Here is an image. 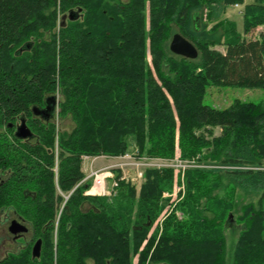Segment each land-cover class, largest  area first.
Segmentation results:
<instances>
[{
    "label": "trees",
    "instance_id": "16d2710c",
    "mask_svg": "<svg viewBox=\"0 0 264 264\" xmlns=\"http://www.w3.org/2000/svg\"><path fill=\"white\" fill-rule=\"evenodd\" d=\"M237 3L246 34L264 25V0H0V214L14 210L33 233L0 264H226L237 191L258 201L237 218L233 264H264V169H253L264 166V100L204 103L211 84L264 88V33L247 38L222 17ZM175 33L197 58L171 51ZM50 97L53 118H39ZM131 140L141 155L172 159L178 144L182 159L236 166L185 170L184 198L142 250L174 168L147 169L139 198L125 180L113 196L87 194L83 169L85 155H121Z\"/></svg>",
    "mask_w": 264,
    "mask_h": 264
},
{
    "label": "rangeland",
    "instance_id": "374dc122",
    "mask_svg": "<svg viewBox=\"0 0 264 264\" xmlns=\"http://www.w3.org/2000/svg\"><path fill=\"white\" fill-rule=\"evenodd\" d=\"M252 0H247V2H250ZM238 4V3H237ZM147 9H149V2L147 1ZM243 11H244V5L241 4L237 6L236 4L230 5L227 7L226 12L222 15V17H226L228 20L235 21L237 22V28L238 31H240L243 36H246L247 38H258L261 33H264V25H258L257 27L253 28L252 31L248 34L244 32L243 29ZM149 13V11H148ZM68 16V15H67ZM206 17V16H205ZM65 18V17H64ZM63 19V14L61 13L57 25V30L60 29V21ZM67 19V18H66ZM211 26V25H210ZM49 37V36H48ZM218 49L223 50L225 49L224 46L219 45L217 46ZM148 59L150 63L152 64L151 61V55L149 54ZM153 66V64H152ZM240 99L242 101H254V102H261L264 100V88H259V87H243V86H226V85H216V84H211L206 92V95L204 97V103L217 107V108H226L231 105V103L236 100ZM59 109H57L58 111ZM57 117V116H56ZM71 121H68L66 118H56V123L58 126L64 127V128H71ZM21 121L18 120V126L21 125ZM17 126V128H18ZM215 134H220L221 128L220 127H215ZM131 148L129 151H132L135 149L136 145L134 144V141H130ZM100 156H89V160L87 161L86 164H83V169L87 175L86 179L92 180L94 182V179L89 177L90 171L89 167L92 164L93 169H101L110 163H112V160H109L108 158H98ZM162 158V157H160ZM180 149L177 144V149H176V155L174 158L171 160L174 161L175 164H178L177 160H180ZM182 160H189V161H194V164L189 167V168H204V167H212V168H230V167H236L232 165H227V166H222L218 164H213V163H204L201 162L198 158H193V159H182ZM175 170V175H174V185L173 189L170 191H164L163 192V201L166 203L165 208L163 211L159 214L157 219L154 221L152 227L150 228L149 234L147 236V239L144 241L142 244L141 250L144 248L146 242L150 237H152L156 231V229L159 227V231L162 229L163 222L166 219V217L171 213L173 210L174 206L177 205V203L182 200L185 196V170L182 171L180 167H173ZM247 168V167H246ZM252 168V167H248ZM87 169V170H86ZM188 169V168H187ZM186 169V170H187ZM253 169H264V166H258V167H253ZM117 175V173H116ZM138 182L135 184H132L136 186L137 189V198H139V192L140 188L142 186V183ZM94 185V183L92 184ZM119 186V184H118ZM118 186L112 187V179H109L107 182V190H113L112 194L110 196H113L117 193ZM92 187V186H91ZM91 189V188H90ZM92 190V189H91ZM94 192L97 190V186L93 189ZM218 192V191H217ZM224 192H221L220 195H222ZM227 193V192H226ZM97 196H106L107 195H97ZM254 201L257 203L258 197H252V196H245L243 195L240 191H237L236 196L234 198V208H233V214H234V219L231 222L232 226L230 227H225V234L227 237V258H226V264H233V252L235 248V244L237 241V237L239 235L240 230L242 229V220L237 219L239 216H241L242 211H243V205ZM135 206H137V203H135ZM202 207V206H201ZM136 210V209H135ZM177 216L181 218L183 214L180 211L176 212ZM211 214V213H208ZM0 219H4L5 214L0 215ZM135 217V216H134ZM59 219V215H57V221ZM1 222V221H0ZM4 225L1 223L0 224V244L4 245L5 241L2 238H5V232H4ZM57 229H55V234H56ZM27 239L22 237L19 238V241L17 242V245L11 246L7 248V250H10V252H15L18 250L26 241ZM2 245L0 247V252H2L0 255L5 256L6 251H3L4 248H2ZM2 248V250H1ZM134 258V264L138 263V258L139 254H133Z\"/></svg>",
    "mask_w": 264,
    "mask_h": 264
},
{
    "label": "built area",
    "instance_id": "2783aa9c",
    "mask_svg": "<svg viewBox=\"0 0 264 264\" xmlns=\"http://www.w3.org/2000/svg\"><path fill=\"white\" fill-rule=\"evenodd\" d=\"M236 5L239 6L240 4ZM89 156L90 155L84 156V164L89 160ZM109 158L113 162L101 169H93L92 164L89 167V177L94 179L92 188L95 185L97 186V190L94 194L111 195L113 190H107V182L109 179H112V187L114 188L118 186L120 180H125L133 184L141 181L145 182L147 169L180 167V169L184 171L194 164V161L182 160L180 158V160H177L178 164H175L171 159L141 155L137 148L121 155L110 156ZM116 173L121 174L120 178H117ZM91 189L87 192L91 193Z\"/></svg>",
    "mask_w": 264,
    "mask_h": 264
},
{
    "label": "flooded vegetation",
    "instance_id": "af4514ba",
    "mask_svg": "<svg viewBox=\"0 0 264 264\" xmlns=\"http://www.w3.org/2000/svg\"><path fill=\"white\" fill-rule=\"evenodd\" d=\"M47 100H48L47 105L49 107H48L47 110H45V111L41 110V112L37 114V116L39 118H42V119H50L51 118L52 119L54 114H55V100L52 99L51 97L48 98ZM47 105H43L39 109H45V107ZM3 214H5L4 219H2V220L0 219V221H1L0 224L2 223L4 225L3 229H4V232H5V238H2L5 241V244L4 245L0 244V247L2 245V248H4L3 251H6L7 248H9L11 246L17 245V242L19 241V238H22V237L26 238L27 240L25 241V243L20 248H23L26 245L28 246L32 242L31 240H32V237H33L32 236L33 233H32L31 225L26 220H24L22 217L18 216L14 212V210H12V209H3V211H2V213L0 215H3ZM13 221H18L21 224L25 225L27 227V230L26 231H19L17 233L12 232L10 230V226L13 223ZM39 239H41V238H39ZM35 242H34V244H35ZM34 244L32 245L31 252H33ZM2 248H1V250H2ZM20 248L18 250H20ZM18 250H16V251H18ZM41 252H42V246H41ZM1 253L2 252H0V254ZM9 253H10V250H7L5 256H1L0 255V260L6 259V257L8 256ZM39 257H36V258H39Z\"/></svg>",
    "mask_w": 264,
    "mask_h": 264
},
{
    "label": "water",
    "instance_id": "95a60500",
    "mask_svg": "<svg viewBox=\"0 0 264 264\" xmlns=\"http://www.w3.org/2000/svg\"><path fill=\"white\" fill-rule=\"evenodd\" d=\"M170 49L175 54L187 58L194 59L199 56V51L196 48V46L187 38H185L181 33H175L173 35L172 40L170 42ZM48 107H49L48 105L45 107V109H39L38 107H34V111L36 114H38L41 112V110L43 111L47 110ZM17 135L23 138L31 137L33 135L31 129L28 127L25 120H23L21 125L18 126ZM10 230L12 232L17 233L19 231H26L27 227L18 221H13V223L10 226ZM41 246H42V240L38 239L33 246V252H32L33 258L39 257L41 255Z\"/></svg>",
    "mask_w": 264,
    "mask_h": 264
},
{
    "label": "crops",
    "instance_id": "0c3cea01",
    "mask_svg": "<svg viewBox=\"0 0 264 264\" xmlns=\"http://www.w3.org/2000/svg\"><path fill=\"white\" fill-rule=\"evenodd\" d=\"M101 158H108L109 160H111L110 158H109V156H100ZM100 157H98V158H100ZM86 164V163H85Z\"/></svg>",
    "mask_w": 264,
    "mask_h": 264
},
{
    "label": "bare ground",
    "instance_id": "6f19581e",
    "mask_svg": "<svg viewBox=\"0 0 264 264\" xmlns=\"http://www.w3.org/2000/svg\"><path fill=\"white\" fill-rule=\"evenodd\" d=\"M95 186H96V185H95ZM95 186H94V187L92 188V190L90 191L91 193H94V190H93V189L95 188Z\"/></svg>",
    "mask_w": 264,
    "mask_h": 264
}]
</instances>
